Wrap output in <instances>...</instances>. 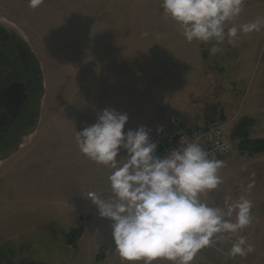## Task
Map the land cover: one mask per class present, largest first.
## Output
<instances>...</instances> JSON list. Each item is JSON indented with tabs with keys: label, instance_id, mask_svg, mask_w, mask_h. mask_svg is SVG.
Instances as JSON below:
<instances>
[{
	"label": "rangeland",
	"instance_id": "rangeland-1",
	"mask_svg": "<svg viewBox=\"0 0 264 264\" xmlns=\"http://www.w3.org/2000/svg\"><path fill=\"white\" fill-rule=\"evenodd\" d=\"M257 16H264V0H247L237 23ZM0 22L26 39L46 80L36 131L0 164L1 246L22 238L60 243L53 234L17 235L50 218L48 225L61 223L66 234L82 229L66 264H127L114 252L111 221L84 197L92 190L109 195V170L75 143L76 130L115 109L129 116L125 131L145 126L151 133L174 119L224 125L232 149L220 158L223 183L206 199L220 206L226 197L252 200L253 224L242 234L255 252L231 259L227 246L207 248L193 264H264V150L245 147L264 141V30L211 55V45L186 42L162 0H44L36 9L29 0H0Z\"/></svg>",
	"mask_w": 264,
	"mask_h": 264
},
{
	"label": "clouds",
	"instance_id": "clouds-1",
	"mask_svg": "<svg viewBox=\"0 0 264 264\" xmlns=\"http://www.w3.org/2000/svg\"><path fill=\"white\" fill-rule=\"evenodd\" d=\"M44 0H29L36 9ZM247 0H162L164 14L180 29L186 42L211 45L221 51L225 42L235 47L241 34L264 30V16L237 23ZM129 116L104 109L97 120L75 134L86 158L109 170V195L92 190L86 197L99 216L111 221L114 252L127 264H193L204 249L215 247L229 258H246L255 246L242 233L253 224V202L245 195L226 197L222 206L207 195L223 183L218 148L205 150V141L182 136L179 146L164 156L150 140V129L125 131ZM163 132V127L156 130ZM125 154H121V153ZM255 187L253 180L247 191Z\"/></svg>",
	"mask_w": 264,
	"mask_h": 264
},
{
	"label": "flooded vegetation",
	"instance_id": "flooded-vegetation-1",
	"mask_svg": "<svg viewBox=\"0 0 264 264\" xmlns=\"http://www.w3.org/2000/svg\"><path fill=\"white\" fill-rule=\"evenodd\" d=\"M45 89L43 67L31 46L0 22V164L36 131Z\"/></svg>",
	"mask_w": 264,
	"mask_h": 264
},
{
	"label": "crops",
	"instance_id": "crops-1",
	"mask_svg": "<svg viewBox=\"0 0 264 264\" xmlns=\"http://www.w3.org/2000/svg\"><path fill=\"white\" fill-rule=\"evenodd\" d=\"M49 219L42 220L40 227H33L30 229L31 231L27 229V232L18 233L17 235L23 237H43L53 234L63 237L60 243L51 244L49 241L44 242L35 239L33 242L30 239L22 238V243L20 244L0 245V264H60V261L66 264L67 255H70L68 254L69 247L65 240L66 232L61 231V223H58L57 226H49L48 223L52 220ZM17 252L20 254H16ZM14 254L16 255L14 256Z\"/></svg>",
	"mask_w": 264,
	"mask_h": 264
},
{
	"label": "built area",
	"instance_id": "built-area-1",
	"mask_svg": "<svg viewBox=\"0 0 264 264\" xmlns=\"http://www.w3.org/2000/svg\"><path fill=\"white\" fill-rule=\"evenodd\" d=\"M155 129L150 133V140L157 143L156 155L164 156L169 150L179 146L182 136L195 137L198 141H205L202 145L205 150L212 149L217 152V158L220 159L227 155L232 149V141L225 132L224 125L219 120H210L199 125H190L179 120H173L168 128L158 133Z\"/></svg>",
	"mask_w": 264,
	"mask_h": 264
},
{
	"label": "trees",
	"instance_id": "trees-1",
	"mask_svg": "<svg viewBox=\"0 0 264 264\" xmlns=\"http://www.w3.org/2000/svg\"><path fill=\"white\" fill-rule=\"evenodd\" d=\"M247 149L249 148V150H253V151H261L264 150V141L262 140H256V141H246V146ZM82 229H76V230H72L70 233L65 234V240L67 242L68 245L70 246H74L77 237L80 235Z\"/></svg>",
	"mask_w": 264,
	"mask_h": 264
}]
</instances>
